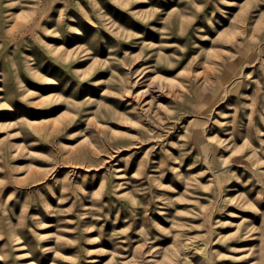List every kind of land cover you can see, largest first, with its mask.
<instances>
[{
	"label": "rangeland",
	"instance_id": "1",
	"mask_svg": "<svg viewBox=\"0 0 264 264\" xmlns=\"http://www.w3.org/2000/svg\"><path fill=\"white\" fill-rule=\"evenodd\" d=\"M0 264H264V0H0Z\"/></svg>",
	"mask_w": 264,
	"mask_h": 264
}]
</instances>
